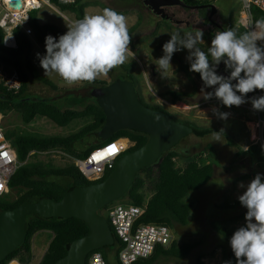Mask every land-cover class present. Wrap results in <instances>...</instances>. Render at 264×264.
Masks as SVG:
<instances>
[{
	"label": "trees",
	"instance_id": "trees-1",
	"mask_svg": "<svg viewBox=\"0 0 264 264\" xmlns=\"http://www.w3.org/2000/svg\"><path fill=\"white\" fill-rule=\"evenodd\" d=\"M49 1L58 5L61 10L70 9L74 12L76 20L85 16L84 7L88 4L83 0H75L73 3H60L58 0ZM251 12L253 21L264 18V10L256 6L251 7ZM204 13L203 11L202 14ZM29 25L34 37L44 43L46 36L52 35L58 39L60 35L68 31L67 28L53 22L38 20L37 9L29 10ZM229 27L238 29V32L245 31V27L242 24L231 20V18L225 27H218V30H226ZM13 33L16 38V46H7L3 43L4 30L0 27V58L7 66H12L17 70L21 85L18 89H11L0 81V111L4 114L11 109L16 110L23 122H30L36 116H45L61 126L69 124L74 119H84L85 121L77 129L66 134H37L17 128L5 129L6 137L11 140L16 149L18 159L23 161V163L17 167L8 181L10 190H16V196L11 198L10 190L6 194L0 195V211L13 208L23 201H38L47 198L58 200L67 190L77 185L92 182L85 178L77 169L73 160L64 165H53L39 160H30V154L35 151L59 148L75 158L86 155L93 147L117 136H126L134 141L126 151L139 147L148 138L147 132L136 127L124 126L118 128L104 139L95 140L94 133L102 127L105 121V114L98 102V96L105 84L110 81L98 78L92 83L86 82L85 84L58 92L57 84L42 75L30 57V35L20 27H15ZM172 59L176 63V69L182 70L189 77L197 78L203 83L198 73L190 71L189 61L185 60L178 52L173 55ZM133 63L134 60L125 62L120 68L122 73L126 75L124 78L134 84L137 97L143 104L162 110L177 121L188 124L191 127V131L184 136L189 134L204 136L213 133V131H221L220 133L225 136L227 143L236 148L237 154L257 156L261 168L264 170V146L262 144L247 141L245 146H241L226 131L221 130L217 126L196 124L191 120L175 116L162 105L146 102L137 90L136 77L131 71ZM221 68L226 71L224 64ZM226 72L229 74L228 71ZM30 79H35L56 90V92L53 95H29L27 90ZM191 93H193V90L188 92L173 88H168L163 92V94H169L172 101L182 99ZM252 94L249 93L247 97L251 98ZM57 97L64 98L65 105H58L54 101ZM180 139L164 150L156 160L148 165L141 166L126 192L118 198L123 199V203H145V210L137 218L135 224L141 222L164 223L170 228H174L176 224L183 225L188 223L193 203L186 199L185 196L189 191L204 185L212 176L213 162L207 158V155L209 157L208 153L213 149V145L207 143L202 151L187 155L183 165L177 166L173 157H177L183 152L178 148ZM245 147H247V151H244ZM110 170H106L105 174L97 180L104 179ZM245 176H248V174H243L239 177ZM112 202L114 200L110 203ZM110 203L101 208L103 209V213H101L106 217L107 221L108 217L104 209ZM216 206L223 209L243 207L238 197L225 198L217 203ZM246 212L247 209L243 207L236 213H229L222 218H211L209 220L212 229L222 239L220 244L221 264H224L225 261H231V264H236V258L231 250L229 241L239 227L245 226L246 221H239L245 218ZM108 223L113 232L114 241L111 244L102 245L93 250L101 251L108 264H120L117 259V251L122 242L109 221ZM43 229L50 230L52 236L36 264H53L57 258L65 254L70 241L84 235L88 227L82 219L76 216H42L30 211L25 217V229L22 240L12 251L0 259V264H6L12 258H16L21 264H29L32 258V236L36 231ZM199 242V240H191L177 244L172 240L168 246L158 244L148 257L140 258L133 264H151L160 256L184 257ZM105 248L112 249V258H109ZM87 257L88 254L85 264H87ZM202 257V255H197L195 264H209Z\"/></svg>",
	"mask_w": 264,
	"mask_h": 264
},
{
	"label": "rangeland",
	"instance_id": "rangeland-1",
	"mask_svg": "<svg viewBox=\"0 0 264 264\" xmlns=\"http://www.w3.org/2000/svg\"><path fill=\"white\" fill-rule=\"evenodd\" d=\"M88 3L85 7V15H95L102 12L104 8H111L122 13L127 18L129 34L132 36L130 49L135 53L132 59L129 56L127 62L134 60L131 71L136 77V87L145 101L164 106L168 111L182 119H188L199 125H214L226 131L239 145L245 146L247 141H253L264 144L263 120H259V114L264 119V111H255L252 108L250 98L246 97L249 102L236 107L227 108L217 99L212 98L205 100L206 92L212 91L206 88L197 78L189 77L182 70L176 69V63L172 59L171 65L166 73L170 78L163 77L158 71L155 64L156 59L163 55L162 43L170 39V33L180 31L181 34L186 32L195 33L202 30L204 33L203 42L198 46L207 52L211 39L218 31V28L212 23H205L197 20L190 24L184 21L174 22L161 19L151 11L142 8L139 5L129 3L128 0H83ZM50 2V1H49ZM42 3L37 9V18L42 22H53L61 27L67 28V25L76 20L74 12L70 9L61 10L58 5L50 2ZM215 6L211 18L216 23L225 27L228 20L239 22L240 18V1L239 0H213ZM33 35V34H31ZM34 36V35H33ZM30 56L38 71L53 80L57 84V91L85 84L80 82L73 85L66 84L55 73L45 75L37 53L41 56L46 54L44 42L32 38ZM187 60L188 50L178 52ZM188 61V60H187ZM124 78L119 67L114 68L108 74L107 78H100L105 81H111L114 77ZM168 88L184 90L191 92L189 96L172 101L169 94H163ZM203 89V91H202ZM29 95H53L56 90L46 87L43 83L30 79L28 83ZM54 101L62 106L65 105L64 98L57 97ZM216 108L220 112H228L231 115L228 119H220L213 113L212 109ZM85 120L74 119L65 126L58 125L45 116H36L30 122H23L16 110H9L3 114L2 123L4 128H17L37 134H66L77 129ZM255 128L257 137L253 138L252 130ZM220 141H213V133L196 136L189 134L180 139L178 148L183 152L181 155L174 157L177 166H182L186 156L192 153L202 151L207 142L214 146L211 158L215 164L214 174L201 187L191 190L185 196L186 199L193 203L189 215V221L186 224H176L172 229L173 240L179 244L183 241L199 240L200 242L193 247L184 257L160 256L151 264H195L196 256L202 255L203 259L209 264H221V242L220 235L212 229L209 224L211 218H222L229 213H236L243 207L223 209L216 204L225 198L239 197L245 190L247 184L254 178L255 173L264 176V170L261 168L258 157L251 154H237L236 148L227 143L225 136L219 133ZM32 152V151H31ZM30 160H39L53 165H64L74 158L72 155L64 152L62 149L54 148L47 151H35L29 156ZM248 174L245 177L240 175ZM243 183L245 187H240ZM10 197L16 196V190H10ZM114 202H123V199L114 200ZM103 213V209H100ZM245 221V218L239 222ZM52 232L47 229L38 230L32 236V258L30 263L36 264L42 250L47 245ZM37 244L39 251L37 252ZM109 258H112V249L105 248ZM8 264H19L12 259Z\"/></svg>",
	"mask_w": 264,
	"mask_h": 264
},
{
	"label": "clouds",
	"instance_id": "clouds-1",
	"mask_svg": "<svg viewBox=\"0 0 264 264\" xmlns=\"http://www.w3.org/2000/svg\"><path fill=\"white\" fill-rule=\"evenodd\" d=\"M67 27L58 39L46 36V54L37 53V57L45 75L55 73L68 85L107 78L111 70L135 56L129 47L132 36L127 18L114 9L85 15ZM169 35L162 45L163 55L155 63L163 77L170 78L166 73L172 68L173 55L186 49L190 71L198 73L204 86L212 89L205 93V100L215 98L227 108L239 107L249 102V93L264 91V18L255 19L243 32L233 27L216 31L207 52L198 46L204 41L202 30ZM221 63L229 72L227 76L217 72ZM250 102L253 110L264 111V95L251 97ZM212 111L220 119L231 115L216 108ZM220 132L213 131V141L221 142ZM240 187L245 186L241 183ZM238 199L247 212L245 226L239 227L229 241L236 264H264V176L257 173Z\"/></svg>",
	"mask_w": 264,
	"mask_h": 264
},
{
	"label": "water",
	"instance_id": "water-1",
	"mask_svg": "<svg viewBox=\"0 0 264 264\" xmlns=\"http://www.w3.org/2000/svg\"><path fill=\"white\" fill-rule=\"evenodd\" d=\"M156 14L164 16L163 7L184 0H143ZM215 10L213 4H209ZM219 28H222L219 25ZM221 63L217 72L227 76ZM256 97L252 94L251 97ZM105 121L94 133L95 140L108 137L120 127L139 128L148 134L139 147L119 155L114 166L102 180L77 185L67 190L61 198H47L38 201H23L13 208L0 211V259L5 257L22 240L25 217L30 211L42 216H76L82 219L87 232L70 241L66 252L53 264H85L87 254L94 248L111 244L113 232L100 209L120 198L128 189L137 170L156 160L167 148L191 131V127L177 121L168 113L143 104L137 97L134 84L124 78H115L105 84L98 96Z\"/></svg>",
	"mask_w": 264,
	"mask_h": 264
},
{
	"label": "built area",
	"instance_id": "built-area-1",
	"mask_svg": "<svg viewBox=\"0 0 264 264\" xmlns=\"http://www.w3.org/2000/svg\"><path fill=\"white\" fill-rule=\"evenodd\" d=\"M58 1L60 3H73L75 0ZM195 1H208L213 4V0ZM239 1V23L245 27L253 22L251 7L256 6L264 10V0ZM42 3L51 5L49 0H0V27L4 30L3 43L5 45L16 46V38L13 33L15 27H20L29 35L33 33L29 25V10L38 9ZM0 81L11 89H18L21 85L17 70L12 66H7L1 58ZM253 94L258 97L264 95V91L256 90ZM2 119L3 113L0 111V195L9 192V178L17 167L23 163L18 159L11 140L5 135ZM259 120L264 122L260 114ZM121 138H125V140L121 141ZM133 143L134 141L126 136H117L93 147L86 155L75 157L73 161L85 178L94 181L101 178L106 170H110L119 155L125 152ZM104 210L110 225L122 242L117 251V259L120 264H133L140 258L148 257L156 245L168 246L173 240L172 229L164 223L141 222L135 224L137 218L145 210V203L112 202ZM12 259L21 264L16 258ZM87 264L108 263L101 251L91 250L88 253Z\"/></svg>",
	"mask_w": 264,
	"mask_h": 264
},
{
	"label": "flooded vegetation",
	"instance_id": "flooded-vegetation-1",
	"mask_svg": "<svg viewBox=\"0 0 264 264\" xmlns=\"http://www.w3.org/2000/svg\"><path fill=\"white\" fill-rule=\"evenodd\" d=\"M186 5L176 3V4H169L163 7V11L165 13L164 16L160 14H156L152 11L148 4H145L143 0H128L129 3L137 4L142 8H145L155 15L159 16L161 19L174 21V22H181L184 21L186 24H190L197 20H201L205 23H212L217 28L220 24L216 23L211 15L214 13V10L209 6L210 2L208 1H186ZM205 12L202 14V12ZM122 78V77H119ZM126 79V78H124ZM135 87V86H134ZM136 90V88H135ZM148 102V101H146Z\"/></svg>",
	"mask_w": 264,
	"mask_h": 264
},
{
	"label": "crops",
	"instance_id": "crops-1",
	"mask_svg": "<svg viewBox=\"0 0 264 264\" xmlns=\"http://www.w3.org/2000/svg\"><path fill=\"white\" fill-rule=\"evenodd\" d=\"M239 23V22H238ZM30 38H31V45H32V41H33V39L32 38H35L33 35H31L30 34ZM31 57V56H30ZM32 59V58H31ZM33 61V60H32ZM45 85V84H44ZM46 87H47V85H45ZM49 87V86H48ZM123 139H125V138H121V140H123ZM207 143H210V142H207ZM206 143V144H207ZM214 146H213V149L210 151V153H208L209 154V157L211 158V153L214 151ZM214 171H215V164L213 163V174H214ZM212 174V175H213ZM235 198V197H234ZM50 240V239H49ZM49 242V241H48ZM48 244V243H47ZM37 252L39 251V245L37 244ZM46 247H47V245L45 246V248L42 250V252H41V254L39 255V258H38V260L36 261V263L40 260V258H41V256H42V254L44 253V251H45V249H46ZM31 249H32V244H31ZM32 252H33V250H32ZM33 254V253H32ZM29 264H32V262L30 263L29 262Z\"/></svg>",
	"mask_w": 264,
	"mask_h": 264
},
{
	"label": "bare ground",
	"instance_id": "bare-ground-1",
	"mask_svg": "<svg viewBox=\"0 0 264 264\" xmlns=\"http://www.w3.org/2000/svg\"><path fill=\"white\" fill-rule=\"evenodd\" d=\"M252 135H253V138L254 137H257V133H256V130H255V128H253V130H252ZM125 139H123V140H121V141H124Z\"/></svg>",
	"mask_w": 264,
	"mask_h": 264
}]
</instances>
